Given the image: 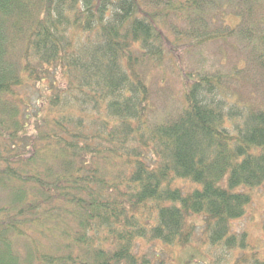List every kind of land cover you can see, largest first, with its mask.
<instances>
[{
    "label": "trees",
    "instance_id": "trees-1",
    "mask_svg": "<svg viewBox=\"0 0 264 264\" xmlns=\"http://www.w3.org/2000/svg\"><path fill=\"white\" fill-rule=\"evenodd\" d=\"M211 42L236 59L165 105L166 61ZM262 184L264 0H0V264H166L142 243L190 244L192 216L245 250Z\"/></svg>",
    "mask_w": 264,
    "mask_h": 264
},
{
    "label": "rangeland",
    "instance_id": "rangeland-1",
    "mask_svg": "<svg viewBox=\"0 0 264 264\" xmlns=\"http://www.w3.org/2000/svg\"><path fill=\"white\" fill-rule=\"evenodd\" d=\"M237 55L236 47L233 48L231 45H225L222 42H211L195 52H186L180 49L178 57L166 61L165 72L167 77L162 88L167 90V94L162 95L161 100H164V104L168 107L175 108L174 106L182 99V78L185 75L183 73L199 65L205 70H226ZM161 100L157 99L158 104ZM175 184L185 190L193 188L189 181L179 179ZM238 190L248 191L252 200L245 215L234 220L232 226L236 233L246 234L250 248L226 250L210 245L206 240L202 217L192 216L190 219L196 224V230L190 244L184 247H170L160 242L142 243V249L150 251L154 249L165 260L166 264H236L239 257L249 258L251 250L254 252L258 250L259 256L264 257V184L256 187H240Z\"/></svg>",
    "mask_w": 264,
    "mask_h": 264
}]
</instances>
